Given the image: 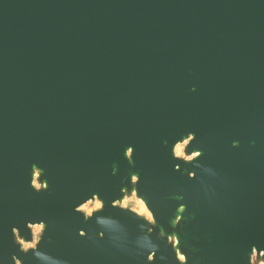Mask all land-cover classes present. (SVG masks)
<instances>
[{
    "label": "water",
    "instance_id": "1",
    "mask_svg": "<svg viewBox=\"0 0 264 264\" xmlns=\"http://www.w3.org/2000/svg\"><path fill=\"white\" fill-rule=\"evenodd\" d=\"M0 264H264V0H0Z\"/></svg>",
    "mask_w": 264,
    "mask_h": 264
},
{
    "label": "rangeland",
    "instance_id": "2",
    "mask_svg": "<svg viewBox=\"0 0 264 264\" xmlns=\"http://www.w3.org/2000/svg\"><path fill=\"white\" fill-rule=\"evenodd\" d=\"M182 153H180L181 155ZM138 201H132V206L131 208L136 211L138 209ZM100 204L98 201H95V202H88L86 204H84L80 209L85 211L86 213H90L93 209H96V208H99ZM89 208V209H88ZM89 210V211H88ZM138 214H143V213H138ZM144 215V214H143ZM38 231V230H37ZM36 231V232H37ZM35 232V233H36Z\"/></svg>",
    "mask_w": 264,
    "mask_h": 264
},
{
    "label": "bare ground",
    "instance_id": "3",
    "mask_svg": "<svg viewBox=\"0 0 264 264\" xmlns=\"http://www.w3.org/2000/svg\"><path fill=\"white\" fill-rule=\"evenodd\" d=\"M181 148H182L181 144L176 145V147H175L176 154L180 155ZM136 212L137 213H143L147 218H150V213L146 210L144 204L140 200L138 201V209L136 210ZM38 229H39V226L35 225L33 227V232L35 233Z\"/></svg>",
    "mask_w": 264,
    "mask_h": 264
},
{
    "label": "snow or ice",
    "instance_id": "4",
    "mask_svg": "<svg viewBox=\"0 0 264 264\" xmlns=\"http://www.w3.org/2000/svg\"><path fill=\"white\" fill-rule=\"evenodd\" d=\"M134 179H135V178H134ZM79 236H80V237H83V236H84V233L81 232V233L79 234Z\"/></svg>",
    "mask_w": 264,
    "mask_h": 264
}]
</instances>
